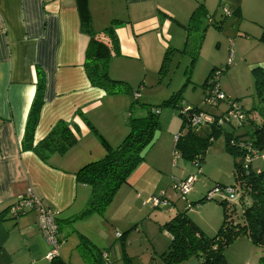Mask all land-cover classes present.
Wrapping results in <instances>:
<instances>
[{"label":"crops","instance_id":"obj_1","mask_svg":"<svg viewBox=\"0 0 264 264\" xmlns=\"http://www.w3.org/2000/svg\"><path fill=\"white\" fill-rule=\"evenodd\" d=\"M198 5L199 0H88L92 31L104 43L109 41L101 33L103 29L113 20L121 22L115 28L118 55L108 63L110 77L131 87L138 82L141 71L160 68L167 49L179 50L184 46L185 27ZM88 42V36L80 31L75 0H0V214L4 216L0 224V257L18 255L21 261L26 259L21 264H31L32 260H42L48 251L39 232L36 211H26L19 217L7 213L17 198L28 192L58 213L59 235L66 241L61 223H71L83 212L81 206L88 194V187L76 181L75 173L104 157L102 146L84 118L112 148L128 133L130 98L106 95L88 82L83 68ZM38 68L45 75V91L34 145L59 121L70 123L77 140L67 153L53 155L47 163L21 149ZM136 113L141 114V110ZM168 149H172L170 144ZM144 167V163L139 165L128 185L122 186L130 189L125 200L139 201L144 194L150 192L148 197L156 192L158 184L152 188L154 180L146 178L144 172L149 168ZM146 197V200L150 198ZM200 197H192L190 203ZM205 205L211 202L199 206ZM198 213L199 209L188 216L203 232L215 233L222 222V210L219 215L213 211L205 225L194 218ZM103 216L91 214L73 222V226L77 232L78 226L86 223L83 221L99 217L101 220L95 218L93 227L103 237ZM82 236L91 238L87 234ZM256 249L259 248L246 236H239L225 249L224 255L231 264L228 253L241 252L245 257ZM57 260L65 264L60 256ZM11 264H15L14 258Z\"/></svg>","mask_w":264,"mask_h":264},{"label":"rangeland","instance_id":"obj_2","mask_svg":"<svg viewBox=\"0 0 264 264\" xmlns=\"http://www.w3.org/2000/svg\"><path fill=\"white\" fill-rule=\"evenodd\" d=\"M199 5H203L207 13L199 25L203 42L191 74V83L184 89L178 102L179 106L182 107L184 103L191 107H199L203 114L220 116L227 110V101H236L244 111H249L256 106L252 70L264 68V0H199ZM224 8L229 11V16H225ZM183 47L172 53L164 74L159 75L160 68L141 71L136 79L138 82L131 86L134 92L138 91L141 95L137 104H134L131 117L145 116L149 107L158 110L157 106L171 98L183 86L191 59L189 55L181 52ZM213 69L223 71L216 78V82L225 102L211 106L204 102L205 93L202 85ZM138 109L141 110V114L136 113ZM235 122L232 124L235 125ZM181 125L182 118L178 108L159 110L160 127L155 134L156 141L149 155H145L143 160L144 168H149L144 172L147 174L146 178L154 180L152 188L158 184L156 192L148 197L157 199L163 197L167 205L157 209L145 205L144 198L150 192L144 194L139 201L132 198L125 200V193L130 189L120 187L121 191L113 198L102 217L105 222L103 237L97 234L93 227L95 218L101 220L99 217H91L83 221L86 223L79 225L77 232L73 226V222L77 220L74 219L72 223H61L66 241L64 240L59 246L58 255L65 264H85L76 250L82 234L89 235L91 237L89 241L102 252V256L107 257L101 261V264H164L161 255L167 249L169 235L160 229L161 226L170 222L176 214L185 211L191 216L199 209V213L194 218L203 225L213 211L216 215L221 214V208L213 201L211 205L205 206L196 207L192 204L190 210L187 209V205L192 197L202 195L194 201L198 202L207 191L215 190L217 185H232L233 160L225 151L223 132L244 138L245 136L241 135L243 130L233 129L225 124L221 128L222 131L214 135V139L206 147L200 144L203 138L208 137L209 130L205 129L207 127L195 131V135L200 138L194 151L197 153L195 161L199 159L197 161L201 166L198 169L192 161L181 156L179 148H173L174 138L180 132ZM169 144L171 150L168 149ZM201 158L203 161H200ZM251 171L255 174L264 171V155L252 160ZM187 176L193 178V183L192 193L190 192L185 200L177 194L175 186ZM89 195L88 187L86 202L81 206L82 211L86 209ZM235 205L232 220L233 218L237 220L240 214V203L237 202ZM217 227L216 223L215 229ZM117 233L121 238H118ZM204 233L208 236L214 234L210 230ZM46 244L48 251L43 259L32 260L31 264H51L47 260V255L52 248L47 241ZM252 251L245 257L241 252L228 253L227 256L231 264H264L260 262V259L264 258V249ZM17 256L2 254L0 263L11 264L13 258L15 264L26 262V259L21 261ZM181 264H198V262L195 258H191Z\"/></svg>","mask_w":264,"mask_h":264},{"label":"trees","instance_id":"obj_3","mask_svg":"<svg viewBox=\"0 0 264 264\" xmlns=\"http://www.w3.org/2000/svg\"><path fill=\"white\" fill-rule=\"evenodd\" d=\"M75 2L80 20V31L89 38L83 62V68L89 84L102 90L106 95H126L131 100L127 122L128 133L115 148L110 147L96 129L84 118L90 132L102 146L104 157L84 165L75 173L76 181L90 188L86 209L75 218V220H81L91 214L103 216L118 189L128 185V179L139 165L143 163L146 153L155 144V134L160 127L159 110L178 108L180 111L182 125L180 132L175 136L178 139L174 140V148H179L181 156L192 161L198 169L201 166L197 161L199 159L195 161L197 153H194V151L200 138L195 135V131L207 127L205 129L209 130L208 137L203 138L200 144L206 147L214 139L213 136L222 131V126L217 123H210L192 128L189 125V117H186L183 113L185 106L188 105L183 103L182 107H180L178 103L181 100L184 89L191 83V74L203 42V34L199 33L200 22L207 14L203 5H199L191 13L188 24L185 27L186 38L184 47L180 51L191 58L186 71L185 83L171 98L157 106L158 110L149 107L145 116L133 118L131 117V111L134 104H137L139 100V97L136 98L134 95L139 94V92H134L124 81L112 79L108 72V63L111 57L118 55L115 28L121 22L113 20L108 27L103 29L101 33L109 41L104 43L92 31L88 0H75ZM215 28L220 29V27ZM174 51L178 50L169 48L165 51L159 75L164 74L166 71ZM215 70L210 71L202 85L205 93L204 102H207L208 96L212 93V88L218 86L214 79L216 73L213 74ZM220 72L222 73L223 71ZM252 75L254 78L256 106L249 111H244L236 101H227V110L224 112L226 113L230 107L236 106L240 109L243 116L241 123L236 125L230 123L228 126L233 129H242L241 135L245 136L244 138L223 132L225 151L233 160V183L231 186H239L242 190L238 202L241 205L239 217L237 220L235 218L232 220V213L234 214L236 205L215 201L222 210V222L218 230L212 236H208L188 216L187 211L176 214L170 222L160 227L162 231L169 235V244L161 255L164 264H181L191 258H195L198 264H228L224 250L239 236H246L255 247L264 249V171L253 173L251 171V163H247L244 160L252 151L264 155V68L253 69ZM36 78V90L27 116L21 149L34 153L43 163H47L51 156H62L67 153L76 145L77 140L70 129V123L59 121L43 140L34 145V132L40 110L44 104L45 91V75L39 68L36 69ZM214 104L218 105L219 103H213L211 106ZM137 107L139 106L137 105ZM189 107L191 114L203 112L199 107ZM76 114L80 117L82 116L80 111H77ZM221 115L214 117L220 118ZM200 161H203V158ZM217 186L226 187L224 185ZM205 196L206 194L198 202L188 203L189 207L187 205V209L190 210L192 204L197 207L205 202H212L207 201ZM56 219L58 222V213ZM3 222L4 216L0 214V224ZM76 250L85 264H101V261L104 260L102 252L82 235H80V242L76 246ZM260 262L264 263V258L260 259ZM51 264L62 263L55 260Z\"/></svg>","mask_w":264,"mask_h":264},{"label":"built area","instance_id":"obj_4","mask_svg":"<svg viewBox=\"0 0 264 264\" xmlns=\"http://www.w3.org/2000/svg\"><path fill=\"white\" fill-rule=\"evenodd\" d=\"M223 11L225 16L230 15L227 9L224 8ZM220 75V71L216 72V74L214 75V79L216 80V78H218ZM211 91L212 93L208 96L207 103L211 105L213 103L220 104L224 102L225 98L223 94L218 91V86L212 88ZM134 96L136 98L139 97L138 94H135ZM183 113L186 117H189V125L192 128L208 125L210 123L213 124L214 122L219 126H223L225 124L228 125L236 121V125L241 123V121L243 120L240 109L236 106L230 107L226 113L221 115L220 118H216L214 116L203 113L191 114L189 106H185ZM177 139L178 137L174 138L175 141ZM261 156L262 154L252 151L251 154L245 157L244 160L247 163H251L253 159L260 158ZM192 183L193 178L187 176L184 180L176 184L175 188L177 189V194L180 195V198H185L186 200L187 195L191 192ZM214 189L215 190L208 191L206 193L205 197L207 201H221L235 205L237 202H239V198L242 194V190L239 186H215ZM145 205H149L151 208L157 209L166 206L167 202L164 201L163 197H161L160 199L150 197L145 201ZM26 211H36L38 215L39 232L52 248L51 252L47 255V260L51 263L59 257L58 248L63 243V239L58 233V222L56 219L57 212H54L53 210L48 208L42 201L35 198V196L31 192H28L26 193V195L17 198L14 204L10 206L7 213L11 217H19ZM116 235L118 236V238H120V235L118 233ZM103 258L105 259L106 257L104 256Z\"/></svg>","mask_w":264,"mask_h":264}]
</instances>
